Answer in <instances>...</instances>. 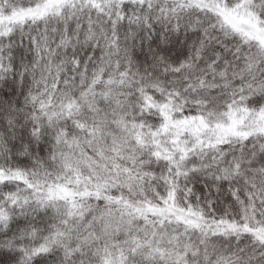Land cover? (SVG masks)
I'll return each instance as SVG.
<instances>
[{
	"label": "snow or ice",
	"instance_id": "6c2138e0",
	"mask_svg": "<svg viewBox=\"0 0 264 264\" xmlns=\"http://www.w3.org/2000/svg\"><path fill=\"white\" fill-rule=\"evenodd\" d=\"M0 264H264V0H0Z\"/></svg>",
	"mask_w": 264,
	"mask_h": 264
}]
</instances>
